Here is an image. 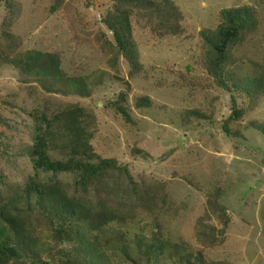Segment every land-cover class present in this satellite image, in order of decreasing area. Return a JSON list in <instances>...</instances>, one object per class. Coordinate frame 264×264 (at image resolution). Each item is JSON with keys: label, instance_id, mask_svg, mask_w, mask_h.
Segmentation results:
<instances>
[{"label": "rangeland", "instance_id": "374dc122", "mask_svg": "<svg viewBox=\"0 0 264 264\" xmlns=\"http://www.w3.org/2000/svg\"><path fill=\"white\" fill-rule=\"evenodd\" d=\"M170 1L179 12L176 34L131 13L133 43L143 66L131 77L127 62L115 51L112 32L102 22L113 0H2L0 203L33 178L58 182L68 195L76 194L75 177L36 174L28 154L37 112L59 116L77 106L84 112L72 117L85 131L92 155L113 159L126 169L125 174L110 172L96 191L91 188L84 196L95 205L111 204L131 213L125 226L107 229V235L122 230L128 239L149 238L160 227L163 237L201 252L208 262L264 264V135L256 129L264 125V93L251 99L244 91L215 87L202 70L199 37L200 31L217 27L220 11L252 9L257 28L234 48L225 78L231 84L255 78L264 71V0ZM3 34L13 37L14 53L6 52ZM28 52L57 55L64 75L78 86L51 89L33 77L34 70L8 62L23 60ZM126 86L131 123L111 106ZM231 94L244 111L230 126L239 133L235 137L222 130ZM141 97L151 100L150 108L135 109ZM194 111L210 121L184 118ZM66 145L56 138L52 157L60 159ZM216 191L229 220L226 228L208 206ZM140 198L146 200L144 207ZM40 232V248L54 246L50 232L42 226ZM63 250L69 247L64 244ZM41 259L52 264L48 255ZM112 261L128 264L123 258ZM159 264L172 263L163 258Z\"/></svg>", "mask_w": 264, "mask_h": 264}, {"label": "trees", "instance_id": "16d2710c", "mask_svg": "<svg viewBox=\"0 0 264 264\" xmlns=\"http://www.w3.org/2000/svg\"><path fill=\"white\" fill-rule=\"evenodd\" d=\"M135 11L141 18H147L148 24H155L168 34H176L179 20V12L170 0H113L112 11L102 18V22L112 32L115 51L127 62L131 77L143 70L132 38L130 17ZM257 25L252 9L229 8L220 11L219 24L215 29L200 31L202 70L218 89L237 94L244 91L251 99L264 93V71L252 79L238 78L235 84L225 78L226 64L234 48L244 43L255 32ZM2 38L6 52L14 53L13 37L3 34ZM8 62L16 68L34 70L33 77L51 89L61 91L60 87L64 84H74L62 72L59 57L55 54L28 52L25 59L17 57ZM128 91L126 86L125 92H121L111 106L125 122L131 123L126 105ZM242 104L239 105L231 94L230 115L222 124L225 135H239L238 132L233 133L230 126L243 117ZM134 107L150 108L151 100L148 97L138 98ZM83 112L80 107L69 106L58 112L59 116L48 117L45 112H37L34 116L35 135L28 154L33 170L44 176H73L77 192L68 195L58 182L50 180L51 183H42L33 178L16 196L0 203V264H45L41 259L43 255L50 256L52 264H112L113 259L119 258L128 264H159L163 258L172 264H223L208 262L201 252L191 251L183 243L163 237L160 227L149 238L138 235L128 239L122 230L113 236L107 235V229L125 226L132 217L131 213L121 212L111 204L95 205L84 196L91 188L96 191L104 176L110 172L125 174L126 169L113 159H99L92 155L85 131L76 126L72 117ZM184 118L188 121H210L208 116L197 111L188 112ZM256 129L264 135V125ZM58 137L64 139L67 145L62 148L60 159H55L51 149ZM136 154L146 156L141 151H136ZM219 194L216 191L210 195L208 206L226 228L229 220L219 202ZM145 202L140 198V205ZM41 226L50 232L54 246L47 248L41 245L40 248L36 234ZM64 244L69 250H63Z\"/></svg>", "mask_w": 264, "mask_h": 264}]
</instances>
